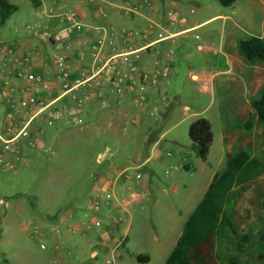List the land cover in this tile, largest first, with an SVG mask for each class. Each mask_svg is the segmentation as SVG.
Instances as JSON below:
<instances>
[{"label": "rangeland", "instance_id": "obj_1", "mask_svg": "<svg viewBox=\"0 0 264 264\" xmlns=\"http://www.w3.org/2000/svg\"><path fill=\"white\" fill-rule=\"evenodd\" d=\"M9 1L18 9L0 25V60L9 57L10 47L24 41L39 19V10L30 0ZM177 2L187 9L182 16L185 19L209 20L197 29L199 40L184 46L177 54L176 67L170 69L175 88L167 94L172 114L160 130L164 141L155 148L149 165L139 171L140 181L151 183L153 195L133 215L126 244L122 243L114 254L99 245V231L110 221L102 207L98 212L89 208L92 175L98 167L104 170L110 163L113 167L109 170L119 168L115 170L118 172L133 164V159L139 162L147 157L151 146L147 153L136 141L121 135L122 130L117 137L107 136L91 120L71 124L58 118L37 120L42 140L36 136L39 141L35 148L21 147V158L14 161L13 169L0 168V264H107V260L111 264H164L159 247L174 243L209 180L205 174L209 164L195 156L186 124H178L183 112L204 111L202 115L210 118L216 134L224 129L232 152L243 147L250 156L264 158L263 129L250 117L248 105L264 88V68L237 52V42L245 32L258 33L264 22L263 10H251L247 0H236L230 7L221 6L217 0ZM221 49L232 55L233 75L219 74L212 86L191 77L224 71L227 67ZM229 91H233L232 96H227ZM247 121L252 123L249 129L244 128ZM181 151L186 154L189 170L178 159ZM220 152L217 143L209 163L212 168L220 165L221 171L224 161L218 165ZM98 155L104 156L100 166L95 161ZM175 165L179 170H174ZM135 172H128L129 184L134 182ZM174 185L179 187L177 192ZM69 213L73 216L61 220ZM94 221L101 226L87 229ZM75 225L79 228L73 232L70 228ZM121 225L124 229L127 224ZM202 249L210 264H224L229 252L227 246L220 248L215 242ZM250 253L245 257L246 264H264L254 249ZM140 254L149 256V262H137Z\"/></svg>", "mask_w": 264, "mask_h": 264}, {"label": "crops", "instance_id": "obj_2", "mask_svg": "<svg viewBox=\"0 0 264 264\" xmlns=\"http://www.w3.org/2000/svg\"><path fill=\"white\" fill-rule=\"evenodd\" d=\"M37 1L39 5L33 7L39 10V19L35 20V23L30 28V34L26 35L24 41H21L18 46L10 47V50L13 51L15 56L25 55L30 57L31 69L34 72L45 76L49 72H52V69L45 67L44 63L50 60L51 55L56 51L63 52L76 71H81L85 74L86 72H94L99 68V64L94 63V53L91 50V44L95 39L100 37H104L106 40L101 54L103 58L107 59L115 56L110 64L107 65L104 72L95 80L94 90L89 91L86 89V86H82L75 93L78 98L83 100L82 105L77 109H73L69 115L58 118L57 120H67L70 124L83 123L91 120L105 130L107 136L117 137L121 134L120 131L122 130L123 134L121 135L128 136L130 140L136 141L137 144L147 149V153L151 146L147 157L139 162L133 159V164L125 165L118 172L115 170L119 168L109 170L111 169V165L113 167V164L110 163L109 166H105L104 170L98 167V170L92 175V196L89 208L97 212L103 210L104 215L110 221L107 227L105 226L99 231L97 240L100 243L99 245L108 248L111 254H114L119 248L117 247L119 240L124 239L123 245L128 241V229L133 215H135L137 210L142 209L145 201L150 200L153 195L149 180L140 181L142 175L140 174L139 178H136L134 175V182L129 184L131 175L128 172L133 170L136 171L135 173H139L143 167L149 165V161L151 162V159L154 157L155 148L164 141V134L159 136L160 130L172 114V101L167 94L175 88L170 69L176 67L178 61L177 54L180 53L183 47L191 46L195 40H199L196 31L209 19L203 22H197V20L189 16L185 19L182 16L185 15L187 9L183 4L178 3V0ZM247 1L251 10H263L264 12V0ZM169 11L178 13L180 15L179 21L171 24L167 17ZM70 12L75 13V20L72 22L66 20V15ZM75 24L79 25L78 30L73 27ZM68 27L71 31L69 33L65 31ZM193 29L195 31H192ZM63 31L64 40L61 42L53 41L52 36ZM158 33H163L164 35L175 34V42L172 43L169 40L158 41ZM247 34L264 40L263 20L260 23L258 33L250 32ZM195 35L198 36L197 39ZM152 43L154 44L148 49L143 48ZM198 48H201V45H198ZM170 52H172L171 57L169 56ZM221 53L226 60L225 65L227 68L224 71L210 75L201 74L198 77L192 74L191 77L198 78L201 82L208 83L212 86L216 76L219 74L226 73L227 75H233L234 73L231 69L232 55L227 54L222 49ZM4 58L3 56L0 60V101L6 92L3 84L7 77L5 69L8 68L9 71H13L18 68L16 66L13 67L12 63L7 61L8 57ZM3 60H6L5 66L3 65ZM131 63L135 65L139 73L148 76H151L157 69L168 68L169 70L167 78L161 79L156 87L148 90L147 101L142 105H136L133 102V95L128 89H125L123 94L116 95L109 88V77L115 73L128 70ZM20 69L23 72L26 71L25 67H21ZM229 93L231 96L233 95V91H229L227 92V96ZM161 95L166 97V102L160 101ZM230 106L232 105L230 104ZM4 109V105L0 102V115L3 114ZM203 112L193 114L183 112L178 124H186L188 128L190 123L198 118H206L210 121V118L202 115ZM126 123L130 127L125 128ZM211 127L213 143L205 160L209 164L207 165L208 169L205 171V174L209 177L207 188L215 174L220 173L224 169L221 171L218 170L220 169L219 164L224 161L225 166L226 154L232 152L224 129H222L221 134H216L213 130L212 123ZM36 132V136L42 140L43 131L41 132L40 129H37ZM38 141V138H36V146ZM217 143L221 151L218 157L219 168H212L209 163V158L213 147ZM23 146L28 148L36 147H31L29 141L26 139L21 140L17 144L16 150L8 156V160L13 161V163L19 160L21 158V147ZM167 156H171V154L168 153ZM103 158V155H98L95 159L96 164L100 166L103 163ZM178 159L182 162L185 169H190V166L186 164V154L184 151L180 152ZM174 167H177L174 170H179L177 165ZM173 190L177 192L179 187L174 185ZM132 194H144V196L139 202L129 204L127 200ZM96 200L100 203L97 209L94 207ZM72 216L69 213L68 217L66 216L61 220ZM118 218H121L122 221L118 222ZM124 223L127 225L123 229L121 224ZM75 226L74 228H70L73 232L77 231V226L79 228V225ZM181 234L182 231L177 235L175 241L173 240L174 243L172 245H166V247L162 245L159 247L158 252L162 255L164 263ZM95 254L96 252H93L91 255L94 257Z\"/></svg>", "mask_w": 264, "mask_h": 264}, {"label": "trees", "instance_id": "obj_3", "mask_svg": "<svg viewBox=\"0 0 264 264\" xmlns=\"http://www.w3.org/2000/svg\"><path fill=\"white\" fill-rule=\"evenodd\" d=\"M34 7L37 0H30ZM223 7L236 0H217ZM18 7L0 0V25ZM237 52L248 62L264 68V40L244 33L237 42ZM250 117L264 134V88L248 102ZM252 126L250 121L245 129ZM190 147L196 157L205 161L213 143L211 123L206 118L192 121L188 127ZM217 243L229 251L224 264H246V255L254 249L258 260L264 259V158L257 159L243 147L226 154L224 169L215 174L200 202L188 217L175 247L164 264H210L203 246ZM147 263V255H137Z\"/></svg>", "mask_w": 264, "mask_h": 264}, {"label": "built area", "instance_id": "obj_4", "mask_svg": "<svg viewBox=\"0 0 264 264\" xmlns=\"http://www.w3.org/2000/svg\"><path fill=\"white\" fill-rule=\"evenodd\" d=\"M194 13V10H191ZM169 22L175 23L179 21L180 15L174 11L167 13ZM66 20L72 22L75 20V13L70 12L66 15ZM77 30L78 24L73 25ZM72 28V27H71ZM66 32H71L70 28L65 29ZM192 31H195L193 29ZM158 41L169 40L175 42L176 35H164L158 33ZM197 39L198 36L195 35ZM53 41L61 42L64 40V31L58 32L52 36ZM106 44L104 37L97 38L91 44V50L94 53V63L99 64L92 73L78 72L72 67L68 57L60 51L54 52L50 60L44 63V66L51 68L52 72L48 75H42L34 72L31 69V59L28 56H15L12 50H9L8 62H11L13 67L18 68L9 71L6 68L7 77L4 81L6 88L5 95L0 101L5 109L0 115V167L13 169V161L8 160V156L16 150L17 144L21 140H28L31 147L36 146V130L35 121L47 120L53 118H62L71 113L73 109H77L82 105L83 100L78 98L75 93L82 86H86L89 91L94 90V82L98 76L104 72L107 65L110 64L115 57L104 59L102 51ZM146 45L144 49H148L151 45ZM172 52L169 53L171 57ZM3 65H6V60H3ZM25 67L23 72L20 68ZM169 70L157 69L151 76L139 73L133 63L128 67V70L120 73H115L108 79L110 91L116 95L124 93L128 89L133 95V102L136 105H142L147 101L148 90L156 87L160 80L168 77ZM14 81H13V80ZM166 97L161 95L160 101L166 102ZM177 169V167H174ZM136 178L140 177L139 173L135 174ZM144 194H132L127 202H139ZM99 201L94 202V207L97 209ZM122 219L118 218V222ZM99 221L90 222L87 229L100 227ZM124 242V239L119 240L117 247ZM111 264L110 260L106 261Z\"/></svg>", "mask_w": 264, "mask_h": 264}]
</instances>
